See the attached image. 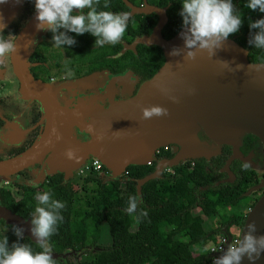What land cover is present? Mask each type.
Returning a JSON list of instances; mask_svg holds the SVG:
<instances>
[{"label": "water", "instance_id": "water-1", "mask_svg": "<svg viewBox=\"0 0 264 264\" xmlns=\"http://www.w3.org/2000/svg\"><path fill=\"white\" fill-rule=\"evenodd\" d=\"M124 1L131 7L130 15L141 12L158 15L152 33L135 39L131 48L136 43L160 46L165 57L162 66L141 82L129 98L112 99L104 106L94 95H79L74 99L63 96V100H66L60 104L56 97L57 90L35 79L28 70V47L34 33L40 31L36 27L35 12L16 38L17 52L13 53V68L22 85V97L36 99L46 114L45 100L50 117L45 115L44 131L29 149L15 157L0 160V177L12 175L45 155L46 162L50 157L59 162H54L55 166L63 163L61 169L57 170H53L55 166L52 164L53 168L48 173L63 171L65 179L72 178V171L78 170L90 155L99 158L111 175L117 177L129 164H146L154 159L156 148L175 144L178 150L173 158L157 161L154 172L138 180L137 191L140 194V185L160 176L165 167L201 156L210 158L219 153L223 144L230 145L232 153L221 170L227 173L226 180L232 181L229 164L233 159L251 164L252 153L243 156L239 150L244 134L257 136L264 150V63L250 62L248 51L230 38L215 50L212 57L207 51H198L194 60L184 58L183 51L179 55H170L173 48L184 49L181 37L184 27L170 39H165L161 29L167 21L166 8L150 5L146 0L139 6ZM21 2L7 0V3L0 4V23L6 25L15 17ZM223 61H227L230 68L225 67ZM237 65L242 67L237 68ZM102 76L103 73L91 74L61 87H87L95 78ZM109 76L112 85L117 83L124 88L126 82L129 85L135 80L127 71ZM72 101L77 102L71 104ZM151 105H161L168 109L169 114L143 119L142 108ZM75 128H78V133H84L83 138H77ZM198 131H202L208 140H199ZM58 136L60 139H57ZM69 149L74 151L78 160L67 158L65 153ZM263 186L264 179L246 194ZM0 218L7 224L21 227L23 236L35 242L29 218H23L3 205H0ZM253 221L256 224L253 234L264 235V193L248 210L240 230V239L244 230L247 231V224ZM223 251L216 256H221ZM58 256L53 251V258ZM241 264H264V251L255 260H249L245 255Z\"/></svg>", "mask_w": 264, "mask_h": 264}, {"label": "trees", "instance_id": "trees-1", "mask_svg": "<svg viewBox=\"0 0 264 264\" xmlns=\"http://www.w3.org/2000/svg\"><path fill=\"white\" fill-rule=\"evenodd\" d=\"M104 1L109 11H125L128 7L131 9L124 0ZM127 1L135 6L143 3V0ZM146 1L150 5L166 8L167 21L161 29V35L165 39L173 37L183 26L181 0ZM247 3L248 0H233L243 23L240 30L228 38L248 51L250 62L264 63V48L257 49L248 42L258 31L250 29V21L264 18V13L245 7ZM32 5L33 1L22 0L15 17L20 14L3 30L5 34L16 31L17 21L29 13ZM131 16L132 30L138 34L147 33L142 36L150 35L158 21V15L154 12L134 13ZM84 34L92 35L87 32ZM83 46L85 56L97 60L96 68L106 67L109 59L115 61V66L127 60L128 67L141 82L150 78L165 61L162 48L156 44L136 43L131 48L133 51L128 52H119L118 43L110 52L106 44L103 47ZM106 53H111L109 59ZM200 134L207 138L202 131H198L197 135ZM259 146L258 137L247 133L240 139L239 150L243 156H247L256 152ZM158 148L159 152H154V159L149 163L129 164L125 168L127 173L121 176L105 178L91 169L82 176L65 179L64 174L54 172L46 182L41 183L37 192L36 188L21 182L24 176L17 180L15 174L9 175L5 177L9 179V185L15 183L23 191L21 197L15 200L8 196L10 189L2 188L1 201L25 218L31 216L37 206V193L51 190L54 199L64 202L65 207L61 210L63 220L58 223L55 234L49 238L52 250L59 255L55 258L57 264H211L212 256L205 245L211 241L216 242V236L220 233L230 236L233 229L241 230L247 214L245 208L253 207L258 200L249 198L253 190L248 194L246 192L261 180L254 167L249 164L250 167L244 170L242 165L246 161L236 158L229 164L233 180L227 181L228 175L221 169L230 157L232 148L223 144L219 153L210 158L201 156L180 161L171 166L170 172L162 171L160 176L146 180L140 185L138 194V180L153 173L157 161L171 159L175 155L169 148ZM8 154L12 155L10 152ZM9 156L5 159L12 158ZM133 195H138L142 203L138 204L135 212L129 214L126 209L129 197ZM235 208L238 209L237 213L232 212ZM143 211L147 212L146 216L141 215ZM109 218L114 222L118 238L104 245L101 243L103 239L94 238V234L101 233ZM0 222L7 225L3 219ZM205 225L210 229H206ZM9 226L13 230V225ZM4 236L8 238L9 247L18 240L11 233H0V240ZM19 242L40 250L27 236H23ZM84 254L86 258H77Z\"/></svg>", "mask_w": 264, "mask_h": 264}, {"label": "clouds", "instance_id": "clouds-1", "mask_svg": "<svg viewBox=\"0 0 264 264\" xmlns=\"http://www.w3.org/2000/svg\"><path fill=\"white\" fill-rule=\"evenodd\" d=\"M100 0H35L36 27L50 31L53 44L56 47L72 46L76 40L68 35L69 32L82 35L91 33L96 39L95 47L105 44H117L123 38L129 21V13L98 10ZM7 0H0V4ZM182 22L184 31L181 37L184 40V49L173 48L170 55H179L183 51L184 58L194 60L198 51H207L210 57L216 49L222 47L227 38L237 33L243 23L233 0H181ZM245 7L264 13V0H248ZM107 9L108 5L105 4ZM75 10H78L74 12ZM85 9H88L85 12ZM5 24L0 23V64L3 60L17 52V45L13 39L6 38L3 29ZM250 29H258L249 39V44L257 49L264 48V18L250 21ZM63 29V31H61ZM10 36L11 34H7ZM186 50V51H184ZM229 67L227 61H223ZM242 65H237V68ZM68 76H72L68 70ZM168 109L161 105H151L142 108V118L152 119L168 115ZM57 139H60L58 136ZM65 155L68 159H79L73 150L69 149ZM250 167L246 161L242 165L244 170ZM37 206L31 214V232L40 250H34L32 245L19 242L23 239V229L13 225V231L18 240L9 247L7 236L0 240V264H57L53 258V250L49 238L57 231L58 223L63 220L61 210L64 202L54 199L51 190L37 193ZM142 199L138 195L129 197L126 211L131 214L138 208ZM141 215L146 216L143 211ZM255 222L247 224L242 238L235 244L227 247L223 254L214 260V264H241L242 258L247 255L249 260H255L264 251V235L255 236ZM213 248L211 251H215Z\"/></svg>", "mask_w": 264, "mask_h": 264}, {"label": "flooded vegetation", "instance_id": "flooded-vegetation-1", "mask_svg": "<svg viewBox=\"0 0 264 264\" xmlns=\"http://www.w3.org/2000/svg\"><path fill=\"white\" fill-rule=\"evenodd\" d=\"M31 1H33V5L30 6L29 13H27L17 21L18 26L16 28V31L7 33L11 35L8 36L6 34V38L16 41V38L19 35L21 29L35 15V0ZM102 2L105 3L104 0H100L99 5L97 6L98 10H108L104 8V5L101 4ZM76 11L78 10L74 9V12ZM87 11L88 9H85V12ZM130 11L131 9L129 7L128 10L118 11L127 12L129 13L130 17L127 30L121 41L118 43L120 45L119 52L133 51L131 49L132 41L140 38V36L144 34H147L142 32L138 34L132 30L131 18H133V16L130 15ZM19 14L17 15V17L19 16ZM17 17H13L11 21L6 24V27L14 20H16ZM134 21H136L135 18ZM61 31H63V29H61ZM52 35L53 34L47 30H40L39 32L34 33L32 43L28 47L27 65L29 72L35 79L49 84L57 90L56 97L60 101V104H62L66 100H63V96H70L74 99L79 97V95H94L102 105L107 106L110 100L126 99L132 96L137 91L141 81H138V77L133 74L132 70L128 67L127 60H125L122 65L115 66V61L109 59L111 57V53H106L105 56L108 57L110 62L106 67L96 68L97 60L90 57L89 55L85 56V53L83 51L84 44L89 45V48L95 47L94 41L96 38L93 35H77L76 33L69 32L68 35L72 36L76 40V43L72 46L65 45L61 47H56L53 44L54 42L52 41ZM109 45L110 44H106L108 48L107 51L110 52L114 50V45ZM12 57L13 55L7 56L3 60V63L0 64V160L8 158V152H10L12 154L11 156L13 157L29 149L37 140L39 135L42 134L46 125L45 112L39 102L36 99H24L22 97V85L14 71ZM68 70H71V72L73 73L72 76H68ZM126 71L130 72L135 77V80L129 83V85L126 82L125 88L123 87V85L117 83H114L112 85L109 75L124 73ZM97 73H103V76L95 78L93 83L89 84L87 87H75L70 89L61 87L63 86V84L69 81H74L81 77H86L91 74ZM73 93H75L74 96L71 95ZM15 95H17V97H15ZM76 102L77 101H72L71 104ZM75 134L77 138L80 139L84 136L83 132L78 133V128H75ZM198 138L201 141L207 140V138L203 137L201 134L198 136ZM169 149L171 153L175 152L176 154L178 147L175 144H169ZM259 149L256 152L252 153L250 158V165L254 167L255 170L256 168L260 167L262 163L264 164V154H262V157H260L262 158L261 161L256 159H259L260 156L258 152ZM262 151L264 152V150ZM46 157L47 155L41 157L38 162H35L27 167H23L22 169L14 173L15 179L20 180V177L24 176L21 182H23V184H28L36 188V192L39 191L41 188V183L46 182L47 178L52 174L48 173L50 166L46 162ZM56 172L65 174L63 171ZM256 172L260 180L263 179L264 172L258 173L257 170ZM9 184V181L0 183V193L3 190L10 189V193L8 195L9 198L18 200L21 197L23 188L15 183L12 186ZM11 187L16 190L18 197L13 195ZM2 188L3 190H1ZM263 193L264 187L255 189L250 193L249 198L250 200L256 201V199H258ZM0 205L5 206L1 201V197ZM26 218H29L31 220L32 216ZM0 225L8 228L7 232L4 233H2L0 229L1 234L4 235L11 233V236L15 235L14 231L9 226L11 224L4 225L0 222Z\"/></svg>", "mask_w": 264, "mask_h": 264}, {"label": "rangeland", "instance_id": "rangeland-1", "mask_svg": "<svg viewBox=\"0 0 264 264\" xmlns=\"http://www.w3.org/2000/svg\"><path fill=\"white\" fill-rule=\"evenodd\" d=\"M102 5H104V3L102 2L101 3ZM15 97H17V95H15ZM258 145H259V143H258ZM169 146V145H168ZM259 154H260V156H259V159L258 158H256L257 160H259V161H261V159L262 158H260V157H262V154H264V152L262 151L263 150V148H262V146L260 147L259 146ZM157 149V148H156ZM94 158H96V157H94V156H88L87 157V159H86V162L85 163H87V162H91ZM97 159H99V158H97ZM100 160V159H99ZM101 161V160H100ZM148 161H150V160H148ZM54 162H56V163H59L58 161H56L55 160V158L54 159H51L50 157H49V159H47V164L48 165H50V169L51 168H53L51 165L54 163ZM102 162V161H101ZM62 163V162H61ZM61 163H60V165H61ZM84 163V164H85ZM260 163V162H259ZM63 164V163H62ZM83 164V165H84ZM261 164V163H260ZM60 165H57V166H55L54 164H53V166H55V168L53 169V170H57V169H61L60 168ZM104 165V164H103ZM82 166V165H81ZM80 166V167H81ZM167 167H169V166H167ZM166 168V167H165ZM49 169V170H50ZM256 170L258 171V173H261V172H264V164L262 163L261 164V166L260 167H258V168H256ZM52 172V171H51ZM73 173H74V176H82V175H77L76 174V172H77V170L75 171V170H73L72 171ZM84 175V174H83ZM120 175V174H119ZM105 176V175H104ZM107 176H105V178H106ZM115 177V176H114ZM264 179V178H263ZM262 180V179H261ZM9 181V179H5V178H3V177H0V183H5V182H8ZM264 187V186H263ZM12 188V187H11ZM12 192H13V195L14 196H16V197H18V194H17V192H16V190L14 189V188H12ZM250 208H245V210H244V212H248V210H249ZM233 213H237L238 212V209H233V211H232ZM205 227H206V229H210V227L208 226V225H205ZM0 229H1V232L2 233H4V232H7V230H8V228L7 227H4V226H1L0 225ZM233 231L235 232V233H238L239 232V234H240V231H238V230H235V229H233ZM98 237H100L101 239H103L102 241L103 242H101L102 244H104V245H107V244H110L111 243V241H117V238H118V235H117V232L115 231V229H114V222L112 221V219L111 218H109L108 219V221L106 222V223H104V225H103V228H102V231H101V233H95L94 234V238H98ZM240 237V236H239ZM210 245V242H208L206 245H205V249L208 247ZM87 257V255L86 254H84V255H78L77 256V258H79V259H84V258H86ZM155 264H164V263H159V262H156Z\"/></svg>", "mask_w": 264, "mask_h": 264}, {"label": "built area", "instance_id": "built-area-1", "mask_svg": "<svg viewBox=\"0 0 264 264\" xmlns=\"http://www.w3.org/2000/svg\"><path fill=\"white\" fill-rule=\"evenodd\" d=\"M164 149L169 148L168 145L163 146ZM159 152V148L155 149V153ZM150 161H148L149 163ZM95 170L98 171L100 175L102 176H111V172L105 168V166L103 165V163L97 159L94 158L91 162H87L84 165H82L81 167L78 168L76 174L77 175H82L84 174L86 171L88 170ZM163 171H167L170 172L171 171V167H166L163 169ZM127 171L124 170L119 176L126 174ZM118 177V176H117ZM239 233H235L234 231L231 232L230 236L225 234V233H220L216 236V242L211 241L210 245L206 248V250L210 253V255L212 256L211 259V264L214 263V260L217 258V253L223 251L224 249H227L228 246L233 245L236 243L237 240H239ZM213 248H215V251H211Z\"/></svg>", "mask_w": 264, "mask_h": 264}, {"label": "bare ground", "instance_id": "bare-ground-1", "mask_svg": "<svg viewBox=\"0 0 264 264\" xmlns=\"http://www.w3.org/2000/svg\"><path fill=\"white\" fill-rule=\"evenodd\" d=\"M18 57H19V55H18ZM43 102H44L45 108H46V114L45 115L47 116V118H49L50 117V109L47 105V102L45 100H43Z\"/></svg>", "mask_w": 264, "mask_h": 264}]
</instances>
